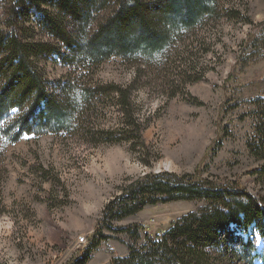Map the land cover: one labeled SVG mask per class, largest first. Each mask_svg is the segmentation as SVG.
I'll list each match as a JSON object with an SVG mask.
<instances>
[{
  "label": "rangeland",
  "instance_id": "374dc122",
  "mask_svg": "<svg viewBox=\"0 0 264 264\" xmlns=\"http://www.w3.org/2000/svg\"><path fill=\"white\" fill-rule=\"evenodd\" d=\"M224 5L240 8L253 23L222 17L186 31V42L178 40L179 49L173 46L170 57L139 58L140 78L118 58L98 68L94 81L99 84L126 88L133 83L140 138L121 132L124 113L113 94L97 96L93 110L77 115L68 132L17 137L15 109L0 122V264H69L89 247L87 264H112L129 256L130 245L144 244L147 234L162 235L181 217L207 206L204 200L175 199L113 222L119 228L142 226L137 239L105 227L106 206L149 173L192 176L213 187L239 185L264 206V160L248 146L256 135L250 95L264 80V49L251 54L245 49L250 31L264 26V0H226ZM3 17L0 8V27ZM191 50L198 68H187L184 81L172 76V66L182 64ZM45 72L51 80L70 74L51 62ZM103 130L129 139L108 141L99 135ZM261 224H249L247 235L231 225V238L222 240L230 260L223 264H264ZM235 236L244 243L250 239L255 249L246 253Z\"/></svg>",
  "mask_w": 264,
  "mask_h": 264
},
{
  "label": "trees",
  "instance_id": "16d2710c",
  "mask_svg": "<svg viewBox=\"0 0 264 264\" xmlns=\"http://www.w3.org/2000/svg\"><path fill=\"white\" fill-rule=\"evenodd\" d=\"M224 2L226 0H0L4 16L0 27V122L15 109L18 117L13 126L17 137L21 132H68L76 124L77 115L81 118L86 110H93L97 96L113 94L124 113L121 132L131 131L130 134L140 138L142 127L135 118L138 112L132 99L133 83L126 88L99 84L94 81L98 68L118 58L133 67L140 78L143 71L139 58L170 57L173 46L179 49L176 42H186L183 40L186 31L222 17H243V21L253 23L240 8L226 7ZM245 49L250 50V54L264 49V26L250 31ZM192 52L189 51L186 58L189 64L185 59L180 61L182 64L172 66V76L186 79L187 68H198L193 66L195 53L192 55ZM48 62L61 64L70 74L49 79L45 72ZM250 96L256 106V135L248 146L255 158L264 160V80ZM99 135L111 142L129 139L122 138V133L115 138L109 130L99 131ZM225 187L208 186L199 179L193 180L192 176L167 171L149 173L128 184L124 192L106 206L104 224L113 231H127L132 239L139 237L142 226L119 228L113 222L148 205L175 199L204 200L207 206L181 217L162 235L147 234L146 243L139 248L130 245L129 256L116 258L112 264H223L229 261L222 240L231 238V225L244 235L248 234L252 222L259 221L264 228V206L242 186ZM246 240L244 243L238 238L248 253L255 244ZM91 249L89 247L69 264H87ZM246 264L251 262L246 260Z\"/></svg>",
  "mask_w": 264,
  "mask_h": 264
}]
</instances>
